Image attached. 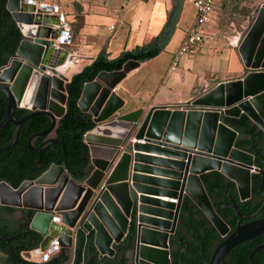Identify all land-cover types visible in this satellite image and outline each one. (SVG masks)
<instances>
[{
	"label": "water",
	"instance_id": "1",
	"mask_svg": "<svg viewBox=\"0 0 264 264\" xmlns=\"http://www.w3.org/2000/svg\"><path fill=\"white\" fill-rule=\"evenodd\" d=\"M6 8L21 32V41L15 55L0 68V92L7 99L0 131L7 123L14 127L11 140L0 151L14 144L24 122L44 115L50 126L27 142L29 151L39 153L49 144L62 145L61 140L47 137L66 111L69 81L60 68L67 54L55 59L51 51L60 49L56 42H68L71 35L63 26L60 31L57 16L54 23L48 21V6L37 7L33 0H8ZM237 51L244 66L242 77L219 82L174 107L123 112L124 101L115 88L140 66L134 60L120 70L100 72L84 84L77 106L95 125L84 135L91 167L87 178L76 182L65 166L51 165L17 188L0 182L1 206L35 211L28 229L41 237L36 251H48L43 246L49 244L52 252L63 250L69 264H92L96 259L112 258L115 247L125 240L128 245L117 250L120 262L125 250L134 264H170L169 247L177 241L172 235L185 196L223 237L206 264H222L231 249L264 233L262 218L238 224L228 234L227 224L216 213L201 181L202 175L218 172L235 184L239 200L246 201L251 173L257 171L262 176L258 191L264 197V167H255V158L264 166V149L263 153L238 149V132L223 122L246 115L262 131L264 147V4L250 21ZM17 108L29 114L18 120L14 117ZM40 137L46 139L36 147L34 141ZM239 174L244 175V182ZM0 238L10 239L2 234ZM261 249L264 244L249 253L247 264H252L253 255Z\"/></svg>",
	"mask_w": 264,
	"mask_h": 264
},
{
	"label": "trees",
	"instance_id": "2",
	"mask_svg": "<svg viewBox=\"0 0 264 264\" xmlns=\"http://www.w3.org/2000/svg\"><path fill=\"white\" fill-rule=\"evenodd\" d=\"M7 1L0 0V68L5 66L10 58L15 55L21 41V32L6 8ZM177 2L178 5H175L173 10L168 13L167 21L159 34L149 43L136 46L132 50L123 51L112 59L103 49L89 64L71 76L66 84V111L57 120L55 129L50 134V136L61 140L62 145L49 144L39 153H32L28 150L29 138L50 126V120L44 115L35 116L20 126L14 144L7 150L0 151V182L4 181L11 187L17 188L25 180L38 178L51 165L65 166L71 178L76 182H82L87 178L91 167L84 135L92 130L95 125L91 116L81 112L77 106L84 84L93 81L100 72L120 70L122 65L129 60L141 63L159 56L174 34L183 0H177ZM74 9L77 15L81 14L79 4L75 3ZM79 28L80 26L72 33V39L77 35ZM6 106L7 99L0 92V120L5 113ZM27 114H29L28 110L17 108L14 117L19 120ZM224 123L236 130L240 137H245L242 140L237 139L235 146L238 149L252 152L256 148L263 153V133L246 115L242 114L238 119L225 118ZM13 130L14 127L11 123H7L2 128L0 147L8 144ZM45 139L46 137L37 138L34 145L40 146ZM62 147L65 149V156ZM255 167H263L260 160L256 161ZM225 179L218 172H210L201 176L205 191L217 212H219V204L222 198L215 194V189L220 188ZM259 182L260 175H254L251 190L253 199H256L258 195ZM229 187L233 188L232 182L229 183ZM248 203H252V201ZM17 210V208L0 205V234L10 238L8 240L0 238V264H68V257L64 253L41 263H27L22 259L21 254L23 252L32 251L39 247L41 237L38 233L28 229V222L18 224V222L12 221V213ZM219 216L227 224H233L225 216ZM179 226L194 229L198 234L197 240H202L204 243L209 240L210 246L214 239L220 240L218 233L211 227L202 211L186 196L181 205ZM251 248L246 243L237 245L228 252L226 264H247V257ZM176 254L175 252L174 256Z\"/></svg>",
	"mask_w": 264,
	"mask_h": 264
},
{
	"label": "crops",
	"instance_id": "3",
	"mask_svg": "<svg viewBox=\"0 0 264 264\" xmlns=\"http://www.w3.org/2000/svg\"><path fill=\"white\" fill-rule=\"evenodd\" d=\"M33 1L36 2L37 7H49L51 12L49 16H47V19L50 23H54L56 21L54 16H57L59 18L60 31L62 30V26L66 24L65 15H67L68 13H76L73 9L74 4L77 3L81 7V14L77 15L81 17V25L78 29L77 35L75 36V42L69 44V49H66L62 46L64 42L59 43L57 41L56 45L60 49L55 48L51 51L52 57L55 59H62L65 53L67 54L66 65L60 68V72L68 79V81L70 80L73 74L78 73L85 65L89 64L103 49L108 54L109 58L112 59L117 57L123 51L132 50L136 46H141L149 43L155 36L159 34L161 29L163 28L164 24L167 21L168 13L173 10L175 5H178L177 0ZM192 2L193 0H183L181 12L177 24L175 26L174 34L171 37L168 45L165 47V50L156 58L146 62H141L140 66L136 70L130 73L124 80H122L116 86L115 92L124 101V113H128L140 108L148 109L152 106L174 107L193 99L194 96H192V92H194V88L196 86L200 87L199 93H202L212 88L219 82H226L242 77V73L244 72L243 63L239 67H232L225 71V77L223 78L207 76L204 72H201L199 75H194V73L191 74V72H193L194 70L195 64L194 59L192 58L191 60L190 57H187L183 61L184 64H186L187 68L185 69L184 75H182L181 78H179L178 75L172 74L174 72H169V66L167 68V73L163 76L161 75L159 65L160 60L158 59H160L162 55L168 54L170 56L171 61L172 56L178 49L186 30L194 21L196 12L194 10ZM112 4L114 5V7L112 6ZM189 12L194 13L192 15V19L187 21L185 15ZM69 17L70 16H68L67 18ZM73 17L74 16H72V18ZM111 18H113L116 24L124 23L125 25H127L129 30L128 37H126V39L122 38L120 41V39L114 38V40H112L111 38L113 37V35H110V37L105 38L104 33H102L99 29V24H103L107 19L110 20ZM219 19L220 16L217 15V19H214L213 22L209 24H213L216 26ZM52 28L55 30L57 29L55 25H52ZM115 29L116 27L114 25L109 24L107 26V31H109L110 33L114 32ZM66 31H68V29H66ZM205 32L212 34L209 30H207V26H205ZM69 33L71 35L69 40L71 41L72 32ZM86 38L88 40L90 38V40H85ZM238 40L239 39H237V41H235V44H232L230 48L237 50L240 43V41L238 42ZM193 49L190 52H192ZM190 52H188L187 54H190ZM147 65H151V68L149 70L150 74H153L154 78L156 80L158 79L159 82L154 87V90L148 92L147 95H151H149L148 98L142 99L137 95V92L139 90H137L135 88V85H132L129 81H131L133 77L139 75L141 69ZM69 71H73V73L68 76L67 72ZM175 82L177 86L183 87L185 89L184 93H181L179 91L170 93V89H167V86H169L168 84ZM140 154L144 156H154L152 154L147 153ZM159 199L169 202V199L167 197H159ZM43 249H46L48 251L41 253L40 251L33 252L31 256L29 255L28 259L30 261L28 262H32L33 260L36 262L47 261L59 255L58 251H51L52 248L49 246V244L43 246Z\"/></svg>",
	"mask_w": 264,
	"mask_h": 264
},
{
	"label": "rangeland",
	"instance_id": "4",
	"mask_svg": "<svg viewBox=\"0 0 264 264\" xmlns=\"http://www.w3.org/2000/svg\"><path fill=\"white\" fill-rule=\"evenodd\" d=\"M262 4H264V0H216L215 11L220 16V19L218 20L216 26L213 24L207 25V30H209L212 35L207 32L205 34L203 43L196 45L190 54H185L186 56L182 58L179 64L178 71L172 74L178 75L179 78L184 75L185 69L187 67L183 61L187 57H190L191 60L192 58L194 59L195 67L193 72H191V74L194 73V75H199L201 72H204L207 76L223 78L225 77V71L232 67H239L242 64L239 53L237 50L230 48V46L235 44L237 39H239L238 42L243 39L249 29L250 21L252 18H254ZM112 6L114 7L113 4ZM193 13L194 12H189L185 15L187 21L192 19ZM68 16L70 17L67 18ZM72 16L74 17L72 18ZM65 20L66 24L63 26L64 29L66 28L72 33H74V31L81 25V17L77 16L76 13H68L65 15ZM109 24L116 27L112 33L107 31V26ZM99 29L102 33H104L105 38L113 35L111 38L112 40L117 38L121 41L122 38L126 39V37H128L129 29L127 25L124 23L116 24L113 18L110 20L107 19L103 24H99ZM75 39L76 38L74 36L71 41L69 40L70 42H64L62 46L66 49H69V44H71V42L74 43ZM85 40L88 39L86 38ZM158 60H160V71L161 75L163 76L167 73V68L170 63V56L168 54H164ZM150 68L151 65L143 67L140 71V74L133 77V79L129 81L132 85H135L137 90H139L137 95L142 99L148 98V96L151 95H147L148 92L154 90V87L159 82L158 79L156 80L154 78L153 74H150ZM71 72L73 73V71ZM168 85L169 86H167V89H170V93L176 91L184 93L185 91L183 87L177 86L176 82ZM199 89L200 87L198 86L194 88V92H192V96H194V98L202 94L199 93ZM16 217H18V214H16Z\"/></svg>",
	"mask_w": 264,
	"mask_h": 264
},
{
	"label": "flooded vegetation",
	"instance_id": "5",
	"mask_svg": "<svg viewBox=\"0 0 264 264\" xmlns=\"http://www.w3.org/2000/svg\"><path fill=\"white\" fill-rule=\"evenodd\" d=\"M50 137L51 136L49 135L47 138H50ZM242 139H245V137L242 136L240 137L239 140H242ZM255 150L256 148L254 149V151ZM257 160L259 159L255 158V163ZM263 167L262 168L256 167V169L261 170L263 169ZM254 175H260V182H261V177H262L261 174L257 171H252L251 182H250V198L246 201L239 200L235 184L233 183V188L229 187V183H231V181H229L228 179H225L223 181L224 184L221 185L220 188L215 189V194L219 198H222L219 204V212L215 210L216 213L218 214V216L219 215L225 216L226 219H228L231 223H233V224H227L224 221L228 227V234L232 233L237 228L238 224L242 226V225L249 224L259 219L264 218V197L260 195L259 191H258V195L256 196V199L255 198L253 199L252 197L251 190H252V182H253ZM260 182H259V185H260ZM259 185H258V190H259ZM263 192H264V187H263ZM231 200H233V204ZM250 201H252V203H248ZM234 203L238 205V209L236 211L234 210ZM34 213L35 211L33 210L18 209L17 211L12 213V216H11L12 221L18 222V224H24L28 222V226H29V221L34 215ZM16 214H18V217H16ZM211 227L214 229L212 225ZM91 237L92 236H90L89 238ZM219 237H220V240L217 239L216 241L214 239L212 241L211 246L208 243L209 240H207L206 243H204L202 240L198 241L197 232L194 231V229H189L186 226H179V218H178L175 232L172 235V238H175L177 241H173L170 243L169 263L170 264H206L208 263L211 259L212 253L223 240V237H221L220 235ZM244 243H246L249 247H252L251 248V251H252L256 247L264 244V233H261L257 237L252 238ZM122 245L126 246L128 245V242L124 240L120 245L115 247V253L112 258L96 259L92 262V264H134L133 257L131 256V254H129L125 250L123 251V253H125L123 262H120V259L117 254V250ZM130 245H131V242H130ZM91 249H92V252H95V249L93 247ZM62 251L63 250L58 249V252H59L58 256L63 254ZM175 252L177 254L174 256ZM227 254L223 258L222 264H226ZM253 256H255L253 259L254 260L253 264H264V249H261ZM23 260L27 263L45 262V261L36 262L34 260L32 262H28L25 259Z\"/></svg>",
	"mask_w": 264,
	"mask_h": 264
},
{
	"label": "built area",
	"instance_id": "6",
	"mask_svg": "<svg viewBox=\"0 0 264 264\" xmlns=\"http://www.w3.org/2000/svg\"><path fill=\"white\" fill-rule=\"evenodd\" d=\"M215 1L216 0H193L192 5L195 9L196 15L194 21L186 30L178 49L172 56L168 69L169 72L177 71L181 58L190 52L196 45L203 42L206 34L205 26L213 22L214 19H217L218 14L215 11ZM143 142L144 141H140V143ZM169 201L175 204L177 203L176 199H170ZM36 250L37 249L26 251L27 256H22L23 252L21 257L30 261L28 259L29 255L31 256L33 252H37Z\"/></svg>",
	"mask_w": 264,
	"mask_h": 264
},
{
	"label": "bare ground",
	"instance_id": "7",
	"mask_svg": "<svg viewBox=\"0 0 264 264\" xmlns=\"http://www.w3.org/2000/svg\"><path fill=\"white\" fill-rule=\"evenodd\" d=\"M66 65V64H65ZM66 67V66H65ZM65 67H63V68H65ZM64 71V70H63ZM65 72V71H64ZM71 71H69V72H67V75L69 76V75H71ZM66 74V73H65ZM264 104V103H263ZM57 109H55V111H56ZM58 111V110H57ZM239 179H240V181L241 182H244V175L243 174H239ZM170 202V201H169Z\"/></svg>",
	"mask_w": 264,
	"mask_h": 264
}]
</instances>
